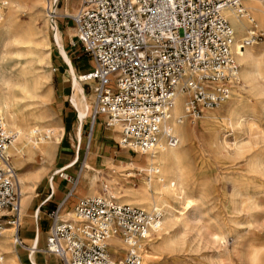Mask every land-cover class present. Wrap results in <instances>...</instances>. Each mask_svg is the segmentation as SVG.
I'll return each mask as SVG.
<instances>
[{
	"label": "built area",
	"instance_id": "built-area-1",
	"mask_svg": "<svg viewBox=\"0 0 264 264\" xmlns=\"http://www.w3.org/2000/svg\"><path fill=\"white\" fill-rule=\"evenodd\" d=\"M241 2L81 0L76 12L67 17L83 54L93 62L91 70L79 77L94 95L90 130L101 118L105 128L119 129V148L141 156L155 151L161 140L175 147L178 137L166 126L176 96L188 97L184 112L193 117L202 108L225 102L238 83L236 50L261 39V34H252L236 45L223 11L232 9L241 15ZM5 6L0 3V18ZM10 140L0 124V231L13 229V242L22 248L21 193L7 154ZM57 175L71 180L61 171ZM64 202L48 213L43 252L55 255L60 264H142L138 240L158 230L159 211L149 213L112 198H85L73 208L75 223L60 218ZM115 235L127 246L120 261H113L106 248ZM0 264L7 263L0 258Z\"/></svg>",
	"mask_w": 264,
	"mask_h": 264
},
{
	"label": "bare ground",
	"instance_id": "bare-ground-1",
	"mask_svg": "<svg viewBox=\"0 0 264 264\" xmlns=\"http://www.w3.org/2000/svg\"><path fill=\"white\" fill-rule=\"evenodd\" d=\"M49 1L50 0H0V3H6L5 9L0 18V21L2 20L0 22V39L5 36H7V38L9 37V41L17 47L15 53L19 57L30 58L29 60L24 61L23 69L16 77V80L9 78L4 79L0 83V85L4 87L0 89V124L5 132L11 136L12 140H10L11 142L7 146V154L12 158L13 164L19 172L18 181L21 193L19 221L21 226L27 220L33 221L38 214L37 210L32 212L28 211L27 203L30 194L36 190V186L41 179L36 173H22L21 169L25 167L28 162H36L40 158H50L56 148L55 130L54 128L47 127L48 124L46 125L44 122L45 116H42L41 114L32 115L25 113V106L22 103L24 100L37 101V103L40 102L41 104H46L50 101V92L43 94V89L49 84V72L47 70L42 73L39 71V67L48 65L49 53L42 51L44 42L42 38L38 37L41 32L35 27V20L37 18L36 12L42 7H44V10L46 11L49 25L46 36L50 38L53 37V32H51L50 27H52L55 33L54 37L56 41L62 40L64 36H60L58 23L55 21V15L57 12L55 11L53 2L49 3ZM241 3L243 5V13L241 15L232 9L223 11L225 19L228 22L230 21L229 24L234 32L236 45L239 44L240 41L248 39L252 34H256V32L251 31L252 27H257L264 31V0H242ZM26 8L32 10L34 15L30 16L29 22L22 24L21 21H17L15 15L20 11H24ZM65 16L72 15L65 14ZM246 34L249 36L245 37ZM255 44H257V42H253L251 46L245 47L243 50L237 49L235 52L236 63L241 67L240 73L238 71V83L239 78L242 82L239 88L237 87V83L232 91L237 87L238 89L245 91L246 95H252L255 91L264 94V45L257 48L256 51H253V46ZM63 57L65 59L68 58L65 53H63ZM16 58L19 59L18 57ZM67 69L74 90V95L71 101L76 112L77 122L81 125L88 117L90 107L94 100V95L93 93L89 96L85 95L82 83L74 74L73 66L69 60H67ZM235 90L233 91V97H231V91L229 96V98L231 97L230 99L228 98L225 102L211 108L219 111V109L229 100L223 107L221 114H213V112H207L209 109L205 110L207 108H202L201 113L202 111L203 113L199 116L197 123L194 125H191L189 119H187L189 116H193L184 112L183 104L188 97L186 95L178 94L166 130L174 133L178 137L179 142L175 147H167L161 140L159 147L155 151L144 154L142 157V161L144 162L143 166H134L133 164L128 168H124L115 167L108 163L104 170L98 171L84 162V165L77 176L71 195L73 193L74 197H80L83 199L99 198L102 196H100L98 191L102 189L106 192V195L109 198H115L121 205L126 204L134 206L133 204H137L138 206L135 207L143 209L149 213L155 210L159 211L161 214L158 229H161L164 234L161 236L160 240L146 242L145 245H148V249L144 253L145 264H150L157 252L171 246L172 238L167 233L168 229L173 227L177 220L184 217L185 212L189 211L195 204L194 201L186 195L188 187L185 180L183 164L187 153V151H185V145L188 142H192V136L199 127L214 124L218 125V128L223 129L226 127L230 128V130L232 129L236 131H242L243 129L246 130L249 137V144L246 146L247 153L249 154L247 161L248 173L254 176L263 175L264 129L258 126L259 121L257 120V117L259 116V113L257 114L254 105L248 103L243 94L237 93ZM15 92L20 94H18L19 97H17ZM178 118L182 119L181 122L178 121ZM113 130L115 131V135H117V133L119 134V129L117 127H114L112 131ZM74 132L75 138L79 141L81 138L80 127L76 128ZM52 137H54V140ZM118 137L120 140V136ZM218 139L217 135L212 137V140H215L216 143L220 141ZM234 153L239 157L245 152H243L242 148L235 143ZM71 164L72 163L69 165ZM133 169H136V172L143 176L140 188L130 185V179H133L134 177ZM105 175L107 176V179L105 178ZM170 200H173L175 204L173 205ZM45 201H47V199ZM253 205H256L255 201H253ZM65 207L66 206L64 205L60 218L71 220L76 223L78 219L74 216V207L72 208V212H69L66 215L64 212ZM261 226L264 228V221ZM182 227L184 226L182 225ZM12 236L13 229L9 227H3L0 231V258L4 261V256L9 264H21L13 248L14 242ZM219 237L220 235L217 234L214 236L212 235V241L217 243ZM148 238L138 240L137 246L141 252V256L143 255L142 244ZM35 239L28 247V264H34L33 254L36 250ZM22 248L25 249L26 245ZM106 248L108 253L112 255L113 261H120L127 250V246L118 235L112 236L107 241ZM234 252L236 255L235 257L232 258L227 252H224L225 254L221 256V259L226 257L228 261L227 264H233L234 258L241 259L245 261L246 264H264V245L257 251H250L249 256L244 254L243 249ZM43 253L46 255H52L46 252ZM52 256L56 257L55 255ZM56 259L58 260L57 257Z\"/></svg>",
	"mask_w": 264,
	"mask_h": 264
},
{
	"label": "rangeland",
	"instance_id": "rangeland-1",
	"mask_svg": "<svg viewBox=\"0 0 264 264\" xmlns=\"http://www.w3.org/2000/svg\"><path fill=\"white\" fill-rule=\"evenodd\" d=\"M51 2L52 0L49 1V3ZM29 10V8H26L24 11H20L19 13H17V15H15L17 21H21L22 24H26L27 22H29L30 16L34 15L33 11ZM36 14L37 18L35 20V27L38 29L39 32H41L38 37L42 38L44 42V47H42V51L49 53L48 65H43L39 67V71L41 73L46 70L49 72V84L45 89H43V94L50 92V101L46 104H41L40 102H38V104L37 101L24 100L22 103L26 108H24L25 113L32 115L41 114L42 116H45L44 122L46 123V125H49H47V127L54 128L55 130L56 148L50 158H40L36 162H28V164H26V166L21 169L22 173H36L41 178L36 186V193L39 195V197L34 198V202L32 203L31 208H34L36 203H40V201L49 194V183L52 184L53 178L54 181L59 179L57 174L60 171L63 172V174L65 173L69 177H71L69 184L73 186L74 178L69 173L65 172V167H62L69 162V160L67 159L71 158L72 151H75V147L72 143L73 141L71 140L70 142L71 129L68 128V121L62 116L61 113L62 105H55L51 89V76L53 74H56L58 69L64 70L65 67L63 63H65L67 67V60H69V62L71 63L69 55L66 53L65 49L63 50L64 45L68 42L72 44L68 45V47H70L69 53L77 50L74 55L82 59V62H84L82 64H88L89 60L88 57L84 56L81 53L80 47L77 44L76 40V32L69 17L61 16L62 18H66V22L62 23V20H60L59 18L60 15H55V21L57 23L59 22L58 30L60 32V36H64L62 40L56 41L54 37L55 33L52 27H50V29L51 32H53V37L50 38L46 36L49 25L44 7L39 9ZM251 31L256 32V34L262 35L261 39H258L256 41L257 44L253 46V51H256L257 48L264 45V31L257 27H252ZM248 36L249 35L247 34L245 35V37ZM0 42L3 43H0V83L4 79L9 78H13L16 80V77L20 74L23 69L24 61L29 60L30 58L19 57L15 53L17 47L9 41V37H3L2 39H0ZM63 53L67 54V59L63 57ZM16 57H18L19 59H17ZM240 71L241 67L239 66V73ZM84 73L85 72L78 74L76 73L77 79ZM241 82L242 81L239 78V83L238 85L236 84L238 88L241 85ZM237 87L235 88L236 90H234L237 91V93L243 94V96L246 97L248 103L254 105L257 114L259 113L258 115L260 116L259 117L257 115L259 117H257V120L259 121L258 126L264 129V94L255 91L252 95H246L245 91H242ZM2 88L4 87L0 85V89ZM82 88L86 93L85 95L89 96L90 93L88 87L82 85ZM233 91L231 97H233ZM15 94H17V97H19L18 92H15ZM226 104H224L219 109V111L213 110L211 108H207L205 110L209 109V111L207 112H213V114H221L223 111V107ZM202 113H200L199 116H201ZM89 115L90 110L88 117L85 120L87 121L86 123L90 122ZM199 116H189V118L187 119H189V123L191 125H194L197 123ZM203 127H199L192 136V142H188L185 145V151H187V153L186 159L183 164L185 171V180L187 187L189 188H187L186 190V195L194 201L195 206L193 205V207L189 211L185 212L184 217L177 220L175 225L168 229L167 233L172 238L171 246L167 249H163L157 252L150 264H227L228 261L226 257H223L221 259V256L226 252L233 258L236 256L234 251L243 249L244 254L246 256H249L250 251H257L264 245V228L261 226L264 221V172L262 176H254L248 173L247 161L249 154L247 153L246 146H248L247 144H249V137L247 131L244 129L242 131H236L231 129V131L230 128L226 127L224 128V130L223 128H218L219 126L214 124L206 125ZM216 135L219 138L218 140H220L218 141V143H216L215 140H212V137ZM86 137L87 133L85 132L84 141L87 140ZM52 138L54 140V137ZM71 143L73 149L71 148ZM235 143L242 148L243 152H245L239 157L236 156L234 153ZM191 146L193 147V149ZM137 155L138 157L136 159H138L139 161L142 160V157L144 155ZM11 162L13 168L17 172V177L19 180V172L14 166L12 158ZM143 165V161H140L139 164H134V166ZM80 167V164L76 166L74 174H77L79 172ZM142 177L143 176L138 174L135 169L134 177L133 179H130V185L136 188H140ZM105 178L107 179L106 175ZM98 192L100 196L108 197L104 190L100 189ZM80 200L82 199L71 200L69 208L72 209L73 205H75ZM253 201H255L256 205H253ZM171 202L173 205L175 204L173 200ZM133 205L138 206L137 204ZM53 209V203H49L48 206H44L41 209L42 213L39 215V223L40 239L42 241H44L43 232L45 231L46 215H48V213ZM182 225L184 227H182ZM163 234V231H161V229H158L153 235H151L146 241H144V243L142 244V264H145L144 253L148 249V245H145L146 242L151 240H160ZM215 234L220 235L219 241L217 243H214L212 241V235L214 236ZM27 245L29 247L30 243ZM40 247L44 248L41 246V243ZM13 248L19 258L20 263L27 264L28 255L26 253V249L15 247L14 243ZM3 258L5 259L4 256ZM44 258L45 260H49L50 258H54L55 260H57L56 257L52 255L47 256L45 254H37L38 264H43ZM6 263L9 264L7 261ZM49 264L54 263L50 262ZM233 264L246 263L241 259L234 258Z\"/></svg>",
	"mask_w": 264,
	"mask_h": 264
},
{
	"label": "crops",
	"instance_id": "crops-1",
	"mask_svg": "<svg viewBox=\"0 0 264 264\" xmlns=\"http://www.w3.org/2000/svg\"><path fill=\"white\" fill-rule=\"evenodd\" d=\"M52 2L54 4L55 10L57 11V14L60 15L59 17L60 20H62V23H65L66 18H62L61 16H65V14L73 15V13H75L77 8L79 7L81 0H52ZM56 3H57V7H56ZM70 44H71L70 42L66 43L63 47V50L65 49L66 53L70 57V61L73 66L74 74L77 76L78 73H83V72L86 73L90 71L93 66V62L89 59L88 64H82L84 63L82 62V59L74 55L77 50L69 53L70 47H68V45ZM81 53L83 54L82 50H81ZM63 64H64L65 69L64 70L58 69L56 74H53L51 76V89H52L55 105H62L61 107L62 116L68 121V125H69L68 128L71 129L70 130L71 131L70 132V142L72 140L73 145L75 144L74 145L75 151H72L71 158L67 159L69 160V162L66 163L62 167V168L65 167L64 169L65 172L69 173L74 179H76V177L78 176V174L80 173L84 165V162L98 171L104 170L108 163H110L112 166H115V167H124V168H128L129 166H132L133 164L140 163V161L142 160L139 161L138 159H136L138 157L137 153L131 152L123 148H119L117 146V141H119V137H118L119 134L117 133V135H115L114 130L112 131V129L105 128L102 124L101 118H99L94 123L91 130H90V122L86 123L87 122L85 121L86 119L83 121L81 125L78 124L77 119H76V112L73 108L72 101H71L74 95V90L72 87V80H71L70 74L68 73L65 63ZM89 93L92 94L91 92ZM74 126H75V129L80 127L81 138L79 141L77 140V138H75ZM81 128H82V131H81ZM85 132L87 133L86 141H84ZM72 143H71V146H72ZM71 148L73 149V146ZM70 163L72 164L69 165ZM78 164H80L81 167L79 169V172L77 174H74V171L76 170V166ZM69 183L70 182L64 181L61 178L54 181V178H53L52 185L49 183V186H51V192L49 190V194L45 196L40 201V203H36L34 208H31V205L34 202V198H38L39 195L36 193V190H35L29 196L28 203H27V210L31 212L37 210L38 214L33 221L27 220L24 222V224L19 229V237L23 241V243L26 245L25 249H26L27 255H28V245L27 244L31 243L36 238L35 239L36 240V246H35L36 250L33 254L34 264H38L37 254L44 255V253L42 252L44 248L40 247V243L42 247H45L46 233H47V228L49 225V217L48 215H46L45 231L43 232L44 241H42L40 239V223H39V220H40L39 215L42 213L41 209L44 206H48L49 203H53L55 207L56 204L65 200L64 205L66 207H65L64 212L66 215L67 213L72 212V209L69 208L71 200L83 199L80 197H74L73 193L71 195V192L74 187L70 185ZM46 199L47 201H45ZM75 205H73V207ZM47 256H50V255H47ZM50 262H53L54 264H60L58 263V260H55L54 258H50L49 260H45L44 258L43 264H49ZM27 264H28V261H27Z\"/></svg>",
	"mask_w": 264,
	"mask_h": 264
}]
</instances>
